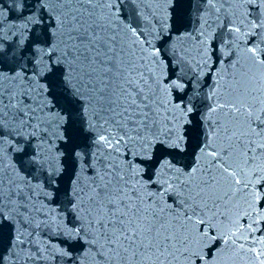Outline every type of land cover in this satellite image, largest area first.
<instances>
[{
    "label": "snow or ice",
    "instance_id": "1",
    "mask_svg": "<svg viewBox=\"0 0 264 264\" xmlns=\"http://www.w3.org/2000/svg\"><path fill=\"white\" fill-rule=\"evenodd\" d=\"M203 3L195 55L175 42L158 46L172 39L167 16L126 15L123 0H37L39 12L22 23L5 30L0 22V63L11 50L17 65L0 71V162L11 153L13 172L5 180L0 171V218L26 226L16 237L23 264H209L206 250L217 244L218 256L231 250L233 259L264 264V0ZM57 69L96 148L77 152L87 175H76L63 205L62 154L43 146L30 95ZM4 81H19L18 90ZM206 100L194 162L165 157L146 168L157 148L183 150L187 118Z\"/></svg>",
    "mask_w": 264,
    "mask_h": 264
},
{
    "label": "water",
    "instance_id": "2",
    "mask_svg": "<svg viewBox=\"0 0 264 264\" xmlns=\"http://www.w3.org/2000/svg\"><path fill=\"white\" fill-rule=\"evenodd\" d=\"M204 7L203 0H169L167 4H165L163 0H123L122 10L126 15L134 14V11L139 8L149 14L155 12L158 19L167 16L166 23L170 25V30L164 32V35L171 36L172 39L157 41L158 46L167 49L170 44L175 42L177 48H182L190 55H195L197 30L199 29L198 19L200 11L203 10ZM37 12H39L37 0H0V22H3L5 30L8 29L9 24H20L26 17L36 14ZM48 22V18L45 17V23ZM12 31H15V29H12ZM37 31H39V29H37ZM226 33L227 29L225 28L220 35L227 39ZM123 35L124 43L130 45L132 43V37L127 34ZM217 54L219 55V53ZM10 57L11 50H9L8 56L5 58L4 62L0 63V71H3L5 74H9L10 69L17 67ZM232 59H236V57L233 56ZM243 62V59H241V63ZM231 63L232 60L225 59L224 67L228 68L229 71H231ZM30 67L31 66H29V69ZM61 79L62 74L60 70L57 69L50 74L47 79L41 80L39 86L33 84L30 89L31 99L34 101L31 104V108L35 109L32 113L35 117L33 123L40 124L38 135L43 137V146L48 147V142L50 141L56 153L62 154L60 162L63 171L56 181V184L59 186L56 195L57 205L65 204L66 200L70 198L66 195V192L71 190L72 181L75 179L76 175L79 174L81 177L87 175L86 172L80 171L83 164L78 160L76 155L77 152L89 154L96 151L92 137L85 132L87 125L82 107L79 103L68 102V93L66 89L61 86ZM203 83V92L206 95L212 90L214 84L211 78H208ZM18 84L19 81L16 85L11 84L9 81H4L2 88L18 90ZM8 95L9 93L5 91V103H7ZM210 103L211 101L206 100L198 112L187 118L191 122L186 123L183 128L186 142L181 144L182 151L157 148L152 159L145 162V167L151 170L157 165L158 161L165 157L172 160L179 167H184L194 162L195 155L198 152V146L204 142L206 126L203 123V116ZM57 114H59V116H57ZM24 131L31 132L32 129L28 128ZM40 143L41 141L39 139L33 140L34 145ZM6 146L7 145H5V147ZM169 153L171 154L169 155ZM11 155V153H7L4 160L0 162V171L4 172L5 180L13 174L12 168L9 167ZM45 179L46 177H39L34 183H40L41 180ZM46 190H56V186H50ZM43 200L44 197L43 194H41V199L37 201V204L39 205ZM25 227L26 226L22 225L19 221V218H0V256L5 258L6 264H13V261L17 259L16 256L11 255L12 252H16L19 255L21 258L19 264H23L22 258L24 252L18 247L16 237ZM48 235H51V233ZM61 239L63 238L61 237ZM52 243L56 244L57 240L54 239ZM221 247V244H217L216 248L211 249L210 254L208 250H206V257L209 264H252L250 260L233 259L231 250H225L218 256L217 249ZM28 264H32V262L29 261ZM40 264H47V262L41 261ZM55 264H68V262L66 258H58Z\"/></svg>",
    "mask_w": 264,
    "mask_h": 264
}]
</instances>
